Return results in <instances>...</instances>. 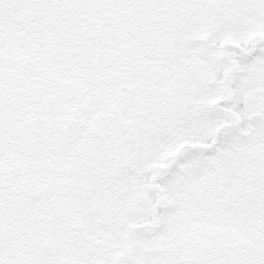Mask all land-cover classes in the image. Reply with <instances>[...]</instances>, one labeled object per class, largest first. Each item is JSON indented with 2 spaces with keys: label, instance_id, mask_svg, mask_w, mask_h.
<instances>
[{
  "label": "snow or ice",
  "instance_id": "1",
  "mask_svg": "<svg viewBox=\"0 0 264 264\" xmlns=\"http://www.w3.org/2000/svg\"><path fill=\"white\" fill-rule=\"evenodd\" d=\"M0 264H264V0H0Z\"/></svg>",
  "mask_w": 264,
  "mask_h": 264
}]
</instances>
